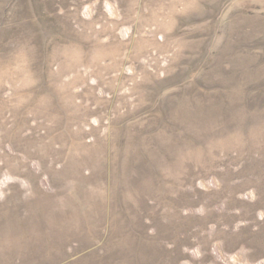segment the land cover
I'll use <instances>...</instances> for the list:
<instances>
[{"label": "rangeland", "instance_id": "rangeland-1", "mask_svg": "<svg viewBox=\"0 0 264 264\" xmlns=\"http://www.w3.org/2000/svg\"><path fill=\"white\" fill-rule=\"evenodd\" d=\"M0 264H264V0H0Z\"/></svg>", "mask_w": 264, "mask_h": 264}]
</instances>
